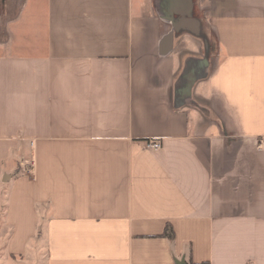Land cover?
I'll return each mask as SVG.
<instances>
[{
    "label": "crops",
    "instance_id": "1",
    "mask_svg": "<svg viewBox=\"0 0 264 264\" xmlns=\"http://www.w3.org/2000/svg\"><path fill=\"white\" fill-rule=\"evenodd\" d=\"M0 34L8 255L264 264V0H0Z\"/></svg>",
    "mask_w": 264,
    "mask_h": 264
},
{
    "label": "rangeland",
    "instance_id": "2",
    "mask_svg": "<svg viewBox=\"0 0 264 264\" xmlns=\"http://www.w3.org/2000/svg\"><path fill=\"white\" fill-rule=\"evenodd\" d=\"M187 11L193 15L194 18H197L201 15L199 8L195 7L193 9L187 8ZM2 39V35L0 34V41ZM193 50L196 48L192 47ZM5 198L0 199V236L5 235V233H1L2 226L4 225V213H5ZM40 242L36 244V248L32 250L30 255H28L27 261H24L21 256H13L8 255L6 249L3 247L4 243H0V264H42L39 263V258H43L45 256V243L43 241V236H41Z\"/></svg>",
    "mask_w": 264,
    "mask_h": 264
},
{
    "label": "built area",
    "instance_id": "3",
    "mask_svg": "<svg viewBox=\"0 0 264 264\" xmlns=\"http://www.w3.org/2000/svg\"><path fill=\"white\" fill-rule=\"evenodd\" d=\"M147 146L149 149H152V150H160L161 149V145L157 141H150Z\"/></svg>",
    "mask_w": 264,
    "mask_h": 264
},
{
    "label": "trees",
    "instance_id": "4",
    "mask_svg": "<svg viewBox=\"0 0 264 264\" xmlns=\"http://www.w3.org/2000/svg\"><path fill=\"white\" fill-rule=\"evenodd\" d=\"M166 235L171 239L173 238V232L171 231V229H167Z\"/></svg>",
    "mask_w": 264,
    "mask_h": 264
}]
</instances>
